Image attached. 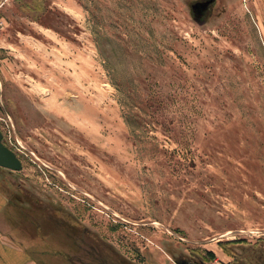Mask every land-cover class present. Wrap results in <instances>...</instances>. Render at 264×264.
<instances>
[{
  "label": "rangeland",
  "instance_id": "obj_1",
  "mask_svg": "<svg viewBox=\"0 0 264 264\" xmlns=\"http://www.w3.org/2000/svg\"><path fill=\"white\" fill-rule=\"evenodd\" d=\"M198 1L0 0L18 238L72 264H264V0L201 23Z\"/></svg>",
  "mask_w": 264,
  "mask_h": 264
},
{
  "label": "crops",
  "instance_id": "obj_2",
  "mask_svg": "<svg viewBox=\"0 0 264 264\" xmlns=\"http://www.w3.org/2000/svg\"><path fill=\"white\" fill-rule=\"evenodd\" d=\"M1 170L6 169L0 168V264H72L17 237L18 230H26L31 224L26 223L25 210L14 207L1 189Z\"/></svg>",
  "mask_w": 264,
  "mask_h": 264
},
{
  "label": "water",
  "instance_id": "obj_3",
  "mask_svg": "<svg viewBox=\"0 0 264 264\" xmlns=\"http://www.w3.org/2000/svg\"><path fill=\"white\" fill-rule=\"evenodd\" d=\"M213 0H208L206 2H195L190 8L195 14V19H199V17L207 10L208 6L212 3ZM198 21V20H197ZM201 23L200 21H198ZM0 168L10 170V171H18L22 168V162L17 156V154L7 147L3 143V135L0 131ZM178 264H189L185 261H182Z\"/></svg>",
  "mask_w": 264,
  "mask_h": 264
},
{
  "label": "flooded vegetation",
  "instance_id": "obj_4",
  "mask_svg": "<svg viewBox=\"0 0 264 264\" xmlns=\"http://www.w3.org/2000/svg\"><path fill=\"white\" fill-rule=\"evenodd\" d=\"M206 1H208V0H204V1H198V2H206ZM214 1V0H213ZM213 1H212V3H213ZM212 3L208 6V8H207V10L199 17V19H197L198 21H202V19L206 16V14L208 13V10H209V8H210V6L212 5ZM192 11V10H191ZM192 13H193V16L195 17V14H194V12L192 11ZM48 254L50 255V254H53V255H56L57 257H59V258H61V259H63V260H65V261H70L69 259H66V257H65V255H59V254H54V253H52V252H49L48 251ZM185 262H187V261H185ZM187 263H189V262H187ZM189 264H191V263H189Z\"/></svg>",
  "mask_w": 264,
  "mask_h": 264
}]
</instances>
